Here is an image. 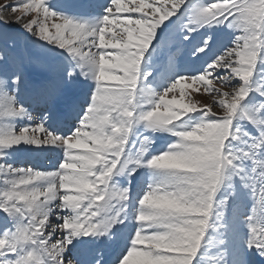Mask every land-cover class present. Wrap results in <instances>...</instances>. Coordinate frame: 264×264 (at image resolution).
Listing matches in <instances>:
<instances>
[{
	"label": "snow or ice",
	"instance_id": "obj_1",
	"mask_svg": "<svg viewBox=\"0 0 264 264\" xmlns=\"http://www.w3.org/2000/svg\"><path fill=\"white\" fill-rule=\"evenodd\" d=\"M0 264H264V0L0 4Z\"/></svg>",
	"mask_w": 264,
	"mask_h": 264
},
{
	"label": "rangeland",
	"instance_id": "obj_2",
	"mask_svg": "<svg viewBox=\"0 0 264 264\" xmlns=\"http://www.w3.org/2000/svg\"><path fill=\"white\" fill-rule=\"evenodd\" d=\"M6 0H0V4L5 3ZM7 2L11 3L12 0H7ZM190 96L192 101H199L201 104H205V103H209L211 98L209 96H207L206 94L203 93V91L201 90V92L199 94H197L194 91H190ZM186 102H187V98H186ZM49 158H46L45 155H41L39 157L38 160L34 161L35 163H38L40 166L44 167V162H46Z\"/></svg>",
	"mask_w": 264,
	"mask_h": 264
}]
</instances>
